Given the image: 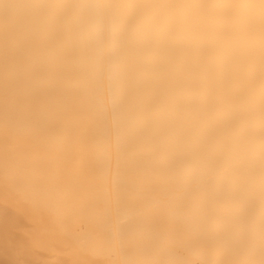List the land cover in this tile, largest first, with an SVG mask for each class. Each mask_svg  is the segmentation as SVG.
I'll use <instances>...</instances> for the list:
<instances>
[{"label": "clouds", "instance_id": "1", "mask_svg": "<svg viewBox=\"0 0 264 264\" xmlns=\"http://www.w3.org/2000/svg\"><path fill=\"white\" fill-rule=\"evenodd\" d=\"M0 264H264V0H0Z\"/></svg>", "mask_w": 264, "mask_h": 264}, {"label": "bare ground", "instance_id": "2", "mask_svg": "<svg viewBox=\"0 0 264 264\" xmlns=\"http://www.w3.org/2000/svg\"><path fill=\"white\" fill-rule=\"evenodd\" d=\"M5 259L6 258L2 254H0V261L5 260Z\"/></svg>", "mask_w": 264, "mask_h": 264}]
</instances>
